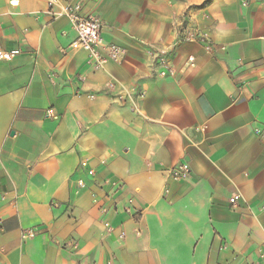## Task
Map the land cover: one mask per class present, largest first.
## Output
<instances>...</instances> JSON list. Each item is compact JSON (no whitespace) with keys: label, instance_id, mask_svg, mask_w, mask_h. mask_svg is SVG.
<instances>
[{"label":"crops","instance_id":"0c3cea01","mask_svg":"<svg viewBox=\"0 0 264 264\" xmlns=\"http://www.w3.org/2000/svg\"><path fill=\"white\" fill-rule=\"evenodd\" d=\"M18 1L0 0V48L21 51L0 61V264H264V0H81L127 50L102 68L46 0Z\"/></svg>","mask_w":264,"mask_h":264},{"label":"built area","instance_id":"2783aa9c","mask_svg":"<svg viewBox=\"0 0 264 264\" xmlns=\"http://www.w3.org/2000/svg\"><path fill=\"white\" fill-rule=\"evenodd\" d=\"M49 6V13L53 17H64L72 25L75 31V39L71 43L74 49H82L88 53V62L94 68H102L108 62H122L127 55V50L124 46L115 43L108 42L103 37V20L92 13L85 12L84 5L81 0H65L61 3L60 0H46ZM11 6H17L19 4L18 0H9ZM56 7H60L59 10H55ZM187 41H202L204 42L205 49L211 51L212 44L207 40L206 36L199 32L195 28H187L179 36L177 42H187ZM20 49L3 50L0 48V61H10L14 57L20 54ZM152 58V63L154 68L157 70L160 77L173 76L175 74V69L173 67L170 51L168 49H153L150 51ZM194 58L190 57V62H193ZM51 112V110H50ZM255 133L260 138L264 139V125H260L255 128ZM89 174L91 176L95 175V171L90 170ZM191 174V166L188 162L182 161L178 162L176 165L170 169L165 170L166 180H181L186 179ZM80 188L85 187V182L83 179H78L77 182ZM169 189H165L168 192ZM92 201L99 205V209L104 215L109 214L110 207L99 197L97 193H92ZM110 195H105L103 197L109 199ZM241 199L239 193L234 194L230 197V203L235 204ZM116 212V207L114 206ZM125 212L129 215L135 216L139 213V209L136 206L135 198L128 197L126 205L124 207ZM104 226L108 230H112L109 219L104 221ZM38 233V229L35 227L27 228L22 231V238L28 239L34 237ZM121 238L125 236V232L121 231ZM263 257V255H262ZM251 264H261L260 262H252Z\"/></svg>","mask_w":264,"mask_h":264}]
</instances>
